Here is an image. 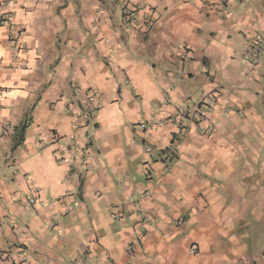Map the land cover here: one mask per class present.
Listing matches in <instances>:
<instances>
[{"label": "crops", "instance_id": "obj_1", "mask_svg": "<svg viewBox=\"0 0 264 264\" xmlns=\"http://www.w3.org/2000/svg\"><path fill=\"white\" fill-rule=\"evenodd\" d=\"M132 1L150 30L125 0H0L4 264H264V64L242 57L264 0Z\"/></svg>", "mask_w": 264, "mask_h": 264}, {"label": "built area", "instance_id": "obj_2", "mask_svg": "<svg viewBox=\"0 0 264 264\" xmlns=\"http://www.w3.org/2000/svg\"><path fill=\"white\" fill-rule=\"evenodd\" d=\"M12 14H6L5 21L9 24L12 20ZM155 21L154 13L147 9L145 4L137 3L132 0H125L122 12H121V24L123 26H133L136 27L138 31H148L151 29ZM180 59L183 61H188L192 58V53L189 48L186 46L181 47L180 51ZM243 59L252 67V69H256L259 66L264 64V35L262 33H255L250 36V41L247 47L242 52ZM2 61L0 60V66ZM79 91L83 92V100H82V110L80 113V120L82 121L80 124H76V128H84L91 125L101 108V100L99 94L92 88L80 89ZM216 95L209 97L207 101L196 104L193 107L184 106L180 108L175 117L177 122L182 125L185 118L187 116L197 117L199 120H203L204 116H206V112L202 111V107L211 106V103L215 100ZM139 126L143 130L152 129L154 124L148 121H142L139 123ZM177 147V143L173 142L167 151L169 152V157L173 158L175 156V150ZM150 195V191L146 190L143 193V196ZM38 197L33 196L30 198V203H35ZM137 212L142 216L141 218L145 221V215L142 213V208L140 203L137 205ZM123 217V216H122ZM195 251V249H193ZM21 256H24V249L19 248L18 250ZM12 252L6 248H0V264L7 263L10 259ZM239 264H260L258 260H252L249 263H239Z\"/></svg>", "mask_w": 264, "mask_h": 264}]
</instances>
